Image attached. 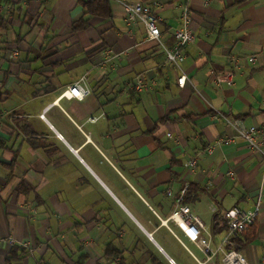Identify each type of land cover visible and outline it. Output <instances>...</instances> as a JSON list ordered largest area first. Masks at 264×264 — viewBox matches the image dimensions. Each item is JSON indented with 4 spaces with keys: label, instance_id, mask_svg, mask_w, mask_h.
<instances>
[{
    "label": "crops",
    "instance_id": "obj_1",
    "mask_svg": "<svg viewBox=\"0 0 264 264\" xmlns=\"http://www.w3.org/2000/svg\"><path fill=\"white\" fill-rule=\"evenodd\" d=\"M81 1L93 0H0V264L205 263L198 244L162 221L186 189L180 205L218 250L224 212L255 209L264 157L244 140L201 154L194 172L187 162L234 135L220 115L264 127V0H127L154 9L167 48L189 8L196 40L178 66L146 42L142 24L127 26L119 3L103 19L85 16ZM109 49L120 57L108 61ZM211 70L231 73L233 85L215 83ZM139 76L148 85L140 94ZM81 79L88 98L62 97ZM238 240L249 263L262 264L264 201ZM207 264H223L222 254Z\"/></svg>",
    "mask_w": 264,
    "mask_h": 264
},
{
    "label": "built area",
    "instance_id": "obj_2",
    "mask_svg": "<svg viewBox=\"0 0 264 264\" xmlns=\"http://www.w3.org/2000/svg\"><path fill=\"white\" fill-rule=\"evenodd\" d=\"M119 3L125 14V22L127 26H133L135 24H142L145 29L146 42L158 43L161 45L166 54V64L178 66L183 60V50L195 43L196 36L191 27L190 11L186 6L183 8L181 15V24L173 32V37L176 41V45L173 48H167L162 43V31L160 27V19L156 12L150 6L144 3H131L127 0H111ZM120 54H115L112 49L106 51V59L110 61L111 58H119ZM252 62H255L254 57L250 58ZM235 66L240 63L239 59L233 60ZM211 77L217 84H228L233 85V75L220 74L215 70H211ZM187 83L186 77L178 79L180 87H184ZM148 89L147 82L143 76L136 78L134 91L136 93H144ZM91 95V90L85 85V80L81 79L75 84L69 86L62 97L69 100L84 101ZM219 116V115H218ZM219 117L223 118L226 125L234 131V135L225 136L217 139L213 144L209 145L206 149L201 151L199 154L193 156L188 162L187 167L193 172L197 168L199 156L201 154L212 155L216 148L232 145L237 139L244 140L249 148L264 157V127L252 126L245 127L242 122L238 120L226 119L222 115ZM44 118V117H43ZM94 121V120H93ZM169 138H173L172 134H168ZM232 176V174H230ZM186 193V189L182 192V197L178 201L179 206L171 214L169 219L162 221L164 225L174 223L178 229L184 234L187 239L193 243H196L201 248L202 252L206 256V262L200 264H207L212 261L213 258L218 254H222L223 264H250L247 258L238 250L239 245L236 242L239 236L250 231L256 224L259 214L261 212L262 203L264 201V181L255 209L251 212L244 211L240 208H232L224 212V220L227 223V236L224 240L223 245L215 250L211 245V236L207 232L204 223L195 216L190 207L186 205H180L183 196ZM216 209H213L215 212ZM10 245L14 246L17 242L14 239H10ZM21 247L32 251L27 243L21 245ZM173 263V262H172ZM264 264V258L262 260Z\"/></svg>",
    "mask_w": 264,
    "mask_h": 264
},
{
    "label": "trees",
    "instance_id": "obj_3",
    "mask_svg": "<svg viewBox=\"0 0 264 264\" xmlns=\"http://www.w3.org/2000/svg\"><path fill=\"white\" fill-rule=\"evenodd\" d=\"M81 6L85 10V16H89V18H103L109 19L112 16V8H111V0H93L89 2H80ZM81 19L78 22L73 24V32L78 33L81 31H85L90 27V19ZM3 94L0 93V102L2 101ZM166 120H163V122ZM218 219L215 218V221ZM219 225V223H217ZM224 228H228L227 223L224 224ZM237 244H242L238 239H236ZM19 248H16L12 252V256L10 261H18L20 257L18 256ZM23 251V250H22ZM25 251V250H24ZM23 251V252H24ZM156 263L155 260H153ZM157 264V263H156Z\"/></svg>",
    "mask_w": 264,
    "mask_h": 264
},
{
    "label": "rangeland",
    "instance_id": "obj_4",
    "mask_svg": "<svg viewBox=\"0 0 264 264\" xmlns=\"http://www.w3.org/2000/svg\"><path fill=\"white\" fill-rule=\"evenodd\" d=\"M114 88H115V86H110V85H109V87H108V89H107V90H108V91H111V90H112V89H114ZM225 205H226V202H225ZM215 207H217V208H218V206H215Z\"/></svg>",
    "mask_w": 264,
    "mask_h": 264
}]
</instances>
